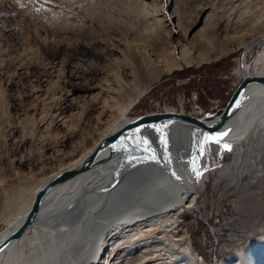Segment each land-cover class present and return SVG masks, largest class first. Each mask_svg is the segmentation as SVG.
<instances>
[{
	"label": "rangeland",
	"instance_id": "374dc122",
	"mask_svg": "<svg viewBox=\"0 0 264 264\" xmlns=\"http://www.w3.org/2000/svg\"><path fill=\"white\" fill-rule=\"evenodd\" d=\"M203 8L207 9L203 16L210 15V26L198 39L187 41L182 55L177 51L170 67L144 74L139 85L147 89L126 114L128 118L179 112L182 107L186 110L182 113L198 112L197 117L212 108L220 115L243 78L245 48L249 72L264 75V42L253 44L246 30L244 34L230 29L225 35L221 28L228 22L226 30L236 25L234 19L242 14L251 17L247 23L256 32H263L264 0H0V233L22 215L13 197L12 204L3 205L13 190L22 191L29 184L17 204L24 198L30 202L51 172L94 148L122 122L118 110L103 112L104 99H98L94 87L103 78L100 67L113 56L107 43L124 37L130 44L168 46L179 37L191 36V25ZM232 13L233 20H226ZM182 130L177 136L169 131L170 142L184 144L189 157H203V167L209 171L206 186L195 192L196 204L184 207L177 216L176 236L166 220L150 229L138 226L136 241L124 243L113 257L130 248L138 254V248L162 245L176 256L171 260L161 254L146 263L188 264L184 245L178 244L185 231L190 248L206 264H220L246 251L250 242L264 239L263 185L251 174L235 176L228 166L239 150L250 146L249 141L238 147L204 144L203 133L191 126ZM152 139L156 153L159 142ZM165 152L173 154V148ZM51 203L46 208H52ZM51 234L48 228L33 226L22 237L20 252L34 255L37 237ZM136 254L131 251L130 261Z\"/></svg>",
	"mask_w": 264,
	"mask_h": 264
},
{
	"label": "bare ground",
	"instance_id": "6f19581e",
	"mask_svg": "<svg viewBox=\"0 0 264 264\" xmlns=\"http://www.w3.org/2000/svg\"><path fill=\"white\" fill-rule=\"evenodd\" d=\"M201 10V17L191 25V36L188 37L186 34L179 37L175 43L168 46L152 45L148 42L130 44L124 37L115 38L107 43L106 49L108 48L113 56L107 58L109 61L106 66L100 67L103 78L94 87L97 90L98 99L101 97L104 99L101 104L103 112L109 113L118 110L123 120L112 130L109 129L94 148L64 165L63 168L51 172L46 180L35 189V193L46 185L50 178L63 172V169L78 166L109 133L133 119L128 118L126 114L147 89V86L139 85L144 74L154 73L165 65L170 67L175 63L173 57L176 56L177 51L179 50L182 55L187 41L198 39L205 33L206 27L210 26L208 22L210 15L203 16L207 9ZM241 15L234 19L235 22L237 21L236 25L228 27L226 30L225 26L227 28L230 23L228 22L220 32L225 34L230 32L228 30L233 29L231 33L244 32L245 34L244 30H246L245 35L251 38L253 44L264 42V31L256 32L253 26L247 23L251 17L246 18L248 15L245 17ZM234 16L232 13L226 20H233ZM171 17L173 16L171 15ZM177 26L181 28V21L177 22ZM176 32L179 30L177 29ZM245 49L247 52V48ZM245 59L246 56L242 63L243 74L249 72L250 69ZM259 64L260 61L257 60L256 65ZM249 93L251 97L244 103L240 111L214 136L222 137L219 142L227 143L233 147H238L237 145H243L244 142L249 141L250 146L239 150L235 155V160L231 161L228 166L235 176L238 174L239 176L253 175V178L260 180L264 190V86H251ZM178 111L172 112L185 114L182 112L186 110L182 107ZM192 113L197 117L198 114L194 111ZM219 116L210 114L200 118L211 123ZM210 117L215 119L206 120ZM174 126L176 129L173 128ZM189 126L195 128L190 124L177 122L147 126L141 132L134 133L133 139L139 144L138 147L145 149L140 155L138 151L132 149L128 151L122 149L110 157L108 151L102 152L99 155L101 163L94 169L56 186L48 193L41 213L33 226L48 228L52 234L49 237H37L34 242L37 246L33 250L35 254L26 255L20 252L19 243L28 232L27 230L19 240L10 243L2 250L0 264H91L98 261L109 264L113 258H115L113 264H120L116 260L121 259V262L126 264H156L146 262L159 259L156 257L161 254H166L172 260L176 253L162 245H147L145 250L138 248L141 250L138 254H136L137 250L130 248L123 256L119 253L120 256H113L117 248H120L124 243L136 241L137 234L135 235L134 232L138 226L145 225L150 229L154 223L166 220V224L176 236L177 216L181 214L184 207L191 209L190 207L196 204L194 194L198 187L206 186L205 181L209 176V171L203 167V157H194L193 155L189 157L184 152V144L178 141L171 143L168 137L169 131L177 136L180 130L183 131L182 128L185 129ZM162 131L165 133L164 135H160ZM197 131L203 133L204 137L209 136L202 130L196 129ZM225 133L227 135H223ZM144 134H149L151 139L158 140L156 143L160 144H158V152L155 153L153 146L142 145L143 142H139ZM190 137L189 143L192 146L193 137L192 135ZM170 148H173V154L165 152ZM192 167L197 169L199 175L192 171ZM224 171L223 169L222 172ZM236 182L238 183V181ZM29 189L30 185L28 184L22 191L20 189L13 190L12 196H7L3 200V205L12 204V197L14 201L18 202L19 198ZM35 196L36 194L30 202L27 198L18 204L16 202L17 206L15 204L14 207L20 209L22 215L16 218L11 227L0 233V242L31 210ZM48 202H52V208H46L45 205ZM178 236L180 235L178 234ZM179 239L178 244L184 245L182 249L189 259L188 264H206L202 256L190 248V240L186 239L185 231L182 232ZM131 251L132 254L137 255L132 261L128 258ZM235 260H239L237 264H264V239L250 242L246 251H242L234 258H227L220 264H230ZM167 263L170 262L167 261Z\"/></svg>",
	"mask_w": 264,
	"mask_h": 264
},
{
	"label": "water",
	"instance_id": "95a60500",
	"mask_svg": "<svg viewBox=\"0 0 264 264\" xmlns=\"http://www.w3.org/2000/svg\"><path fill=\"white\" fill-rule=\"evenodd\" d=\"M244 56V55H243ZM245 57V56H244ZM243 57V62H244ZM242 62V63H243ZM251 86H264V75H257L254 73H244L241 82L235 89V92L227 101V105L224 107L220 116L214 120V122H207L203 118L196 117L190 114H181L177 112H157L141 114V116L134 117L127 121L125 125L119 129L109 133L103 141L94 149V151L87 156L78 166L70 169H65L60 174H57L50 178L46 185L41 187L36 193L34 201L32 203L31 210L26 214L25 217L19 222V224L0 242V253L10 243L17 241L21 236L36 224V220L41 213L43 203L48 193L58 185L64 182L78 177L80 174L94 169L98 164L100 154L105 150L108 151V156H112L116 152L125 149L138 151L139 155L145 150L143 147H138L139 144L133 139L134 133L141 132L143 128L147 126H154L157 124H173L177 122L190 124L197 130L206 132L207 135H217L221 129L234 117L240 109L244 106V103L251 97L249 89ZM144 137L139 140L142 145L152 147L153 142L149 134H144ZM147 143H144V140ZM131 150V151H132ZM130 151V152H131Z\"/></svg>",
	"mask_w": 264,
	"mask_h": 264
},
{
	"label": "snow or ice",
	"instance_id": "6c2138e0",
	"mask_svg": "<svg viewBox=\"0 0 264 264\" xmlns=\"http://www.w3.org/2000/svg\"><path fill=\"white\" fill-rule=\"evenodd\" d=\"M223 135H227V133H225ZM221 138L222 137H216V136L209 135V136L205 137L204 144H208L209 142H211V143H217L218 144ZM144 143H147V140L146 139L144 140ZM224 147L227 149V148H229V145L225 144ZM205 150L206 149L203 146L200 147V149H199L200 154L203 155L204 152H205ZM192 171L194 173H196L197 175H199V172L197 171V169L195 167H192Z\"/></svg>",
	"mask_w": 264,
	"mask_h": 264
},
{
	"label": "built area",
	"instance_id": "2783aa9c",
	"mask_svg": "<svg viewBox=\"0 0 264 264\" xmlns=\"http://www.w3.org/2000/svg\"><path fill=\"white\" fill-rule=\"evenodd\" d=\"M215 108H212L207 114H204V116H209L210 114H217V112L214 110ZM196 114H199L198 112H196ZM201 115V114H200Z\"/></svg>",
	"mask_w": 264,
	"mask_h": 264
}]
</instances>
